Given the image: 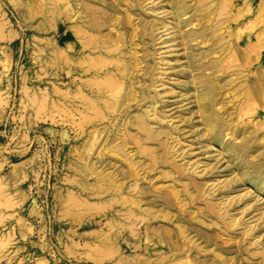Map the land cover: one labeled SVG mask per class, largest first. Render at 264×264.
I'll return each mask as SVG.
<instances>
[{
  "label": "rangeland",
  "instance_id": "obj_1",
  "mask_svg": "<svg viewBox=\"0 0 264 264\" xmlns=\"http://www.w3.org/2000/svg\"><path fill=\"white\" fill-rule=\"evenodd\" d=\"M81 2L0 0V264H264V0Z\"/></svg>",
  "mask_w": 264,
  "mask_h": 264
},
{
  "label": "bare ground",
  "instance_id": "obj_2",
  "mask_svg": "<svg viewBox=\"0 0 264 264\" xmlns=\"http://www.w3.org/2000/svg\"><path fill=\"white\" fill-rule=\"evenodd\" d=\"M60 1L61 2H63V3H65L66 5H67V9H70V8H73L74 7V5H78L79 7H81L82 9L83 8H85L84 7V5H82L81 3V0H49V6H50V13H52V19H51V21H52V25L53 26H56V22L58 21V19H59V12H58V6H59V4H60ZM83 1V0H82ZM71 10V9H70ZM78 23H79V21H78ZM82 23V22H81ZM84 25H86V24H84V22L82 23V24H76V26H84ZM67 33V32H66ZM67 37V39L68 38H72L69 34L66 36ZM88 37H91L92 39H93V37L90 35V36H88ZM72 41V40H71ZM90 40H88L87 42H89ZM92 43V42H91ZM86 45H88V44H86ZM119 45V44H118ZM116 46V47H109V48H104L103 49V51H102V53H106V54H115V53H117V52H119V51H121V47L120 46ZM91 46V45H90ZM108 46V45H107ZM86 47H88V46H86ZM72 48H73V46H72ZM84 49V48H83ZM56 50V49H55ZM93 50H97L96 48H94ZM101 50V49H100ZM54 51V50H53ZM137 52V51H136ZM101 53V52H100ZM83 56V55H82ZM88 56V55H87ZM89 57V56H88ZM54 58V57H53ZM99 58V57H98ZM105 58V57H104ZM93 59V58H92ZM91 59V60H92ZM99 59H102V58H99ZM134 59V58H133ZM107 60V59H106ZM53 61V60H52ZM103 61V59L101 60V62ZM116 61V60H115ZM114 61V62H115ZM120 61V60H119ZM118 61V62H119ZM95 62V61H94ZM105 62V61H104ZM107 62H110L109 60H107ZM112 62H113V59H112ZM96 64L95 65H97V62H95ZM111 63V62H110ZM143 63V62H142ZM94 64V63H93ZM101 64V63H100ZM117 64V63H116ZM120 64V63H119ZM95 67V66H94ZM93 67V68H94ZM97 67V66H96ZM95 67V68H96ZM88 69H90V68H88ZM107 70V69H106ZM103 72V71H102ZM86 74V73H85ZM102 74V73H101ZM96 75V74H95ZM99 75V74H98ZM87 76V75H86ZM99 78V77H98ZM103 79V78H102ZM134 79V78H133ZM90 80H91V78H90ZM111 82L113 81L112 80V78H110L109 79ZM92 81V80H91ZM95 81V83H96V80H93V82ZM110 81H109V83H110ZM100 82V81H99ZM98 83V82H97ZM101 83V82H100ZM107 82H105V84H106ZM109 83H107V84H109ZM104 84V83H103ZM115 84V82L111 85V87L113 86ZM97 85V84H96ZM100 85V84H99ZM117 85L118 86H120V84H118L117 83ZM117 85L115 84L114 86H116L117 87ZM82 86H83V84H82ZM108 86V85H107ZM112 87V89L113 88H115V87ZM123 86V85H122ZM84 87V86H83ZM97 87V86H96ZM100 87V86H99ZM110 87V86H109ZM81 89V88H80ZM84 89V88H83ZM117 92V91H116ZM115 92V93H116ZM119 92V91H118ZM122 92V91H121ZM114 93V94H115ZM110 94V93H109ZM113 94V93H112ZM84 97H85V95H84ZM114 97V96H113ZM115 97H116V95H115ZM117 98V97H116ZM88 100V99H87ZM86 100V101H87ZM89 101V100H88ZM91 102V101H90ZM108 102V101H107ZM91 103H93V102H91ZM110 103V102H109ZM96 105V104H95ZM108 105V104H107ZM113 106V105H112ZM110 107V106H109ZM90 108V107H89ZM94 109V108H93ZM97 109H98V107H97ZM96 109V110H97ZM114 110V109H113ZM102 110L100 109V112H101ZM95 112H97V111H95ZM96 115H98V116H100V114L98 113V114H96ZM101 116H102V114H101ZM100 116V117H101ZM104 120V119H103ZM138 122V121H137ZM143 127H144V125H143ZM142 127V128H143ZM144 130V129H143ZM140 131H142V130H140ZM149 131V130H148ZM147 134V133H146ZM148 135H149V137H151V134L150 133H148ZM157 138V137H156ZM155 138V139H156ZM134 141V140H133ZM116 148V147H115ZM150 149V148H149ZM119 150V149H118ZM151 150V149H150ZM122 151V150H121ZM125 151V150H124ZM124 151H122V152H124ZM141 151H143L142 149H141ZM120 153V152H119ZM152 160V159H151ZM153 161V160H152ZM151 161V162H152ZM133 164V163H132ZM135 164H137V163H135ZM156 164V163H155ZM137 174V173H136ZM164 174H166V173H164ZM137 176V175H136ZM164 176V175H163ZM166 177V176H165ZM111 189V188H110ZM109 189V190H110ZM175 192V191H174ZM179 194H175L174 196L175 197H177ZM141 207V206H140ZM130 212V211H129ZM128 212V213H129ZM134 212V211H133ZM148 213H149V210H148ZM130 214H131V212H130ZM134 214V213H133ZM150 214V213H149ZM132 215V214H131ZM136 216V215H135ZM134 217V216H133ZM132 227V226H131Z\"/></svg>",
  "mask_w": 264,
  "mask_h": 264
}]
</instances>
